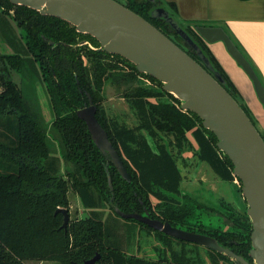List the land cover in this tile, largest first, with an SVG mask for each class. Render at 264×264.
Instances as JSON below:
<instances>
[{
	"label": "trees",
	"instance_id": "1",
	"mask_svg": "<svg viewBox=\"0 0 264 264\" xmlns=\"http://www.w3.org/2000/svg\"><path fill=\"white\" fill-rule=\"evenodd\" d=\"M123 5L202 63L168 23L151 16L153 2L127 0ZM0 14L16 25L21 41L18 44L10 39L12 29L6 19L0 18V42L7 45L8 40L14 49L13 54L0 53V264H24L26 260L82 264L95 254L99 258L93 264H233L223 254L173 239L136 221V225L156 234L166 248L158 252L157 260L127 254L115 240L107 218L100 213V206L106 202L116 217L114 206L125 213L147 211L151 218L212 236L222 246L251 261L249 218L245 214L236 215L224 199H219L215 207L204 206L181 192V175L175 159L158 138L170 136L168 145L176 152L188 147L196 160L205 163L218 179L226 183L236 180L241 186L233 175L232 163L216 148L215 136L194 113L183 111L179 100L165 91L172 102L156 104L149 100L154 94L144 89L123 94L134 113V126L109 118L103 108L96 106V119L130 177L129 182L125 181L99 153L75 111L87 102L86 93L96 105L105 80L120 71H125L121 74L125 82L136 81L138 75L156 79L137 72L132 63L119 55L80 45L88 41L99 47L93 37L77 32L60 18L13 5L9 0H0ZM184 29L255 125L203 41L187 27ZM18 49L23 53H18ZM10 70L32 88L36 81L43 84L50 108L47 122L27 103L26 93L12 80ZM51 144H55L56 151ZM69 188L89 213L84 218H69L63 229L62 215L55 211L68 209ZM152 199L156 201L154 206ZM124 221L127 224L134 220ZM173 243L179 248L175 249Z\"/></svg>",
	"mask_w": 264,
	"mask_h": 264
},
{
	"label": "water",
	"instance_id": "2",
	"mask_svg": "<svg viewBox=\"0 0 264 264\" xmlns=\"http://www.w3.org/2000/svg\"><path fill=\"white\" fill-rule=\"evenodd\" d=\"M42 15L60 18L73 25L77 32L93 37L99 47L86 44L94 50L116 54L132 63L137 72L152 76L162 84L163 91L179 100L183 111L194 113L202 126L216 138V148L225 154L233 166V175L240 181L241 195L246 202V216L251 223L250 250L247 260L222 246L207 234L172 226L149 217L147 211L125 213L114 206V213L123 220L132 219L153 231L176 240L197 244L228 257L233 264H264V140L258 128L238 101L224 88L223 79L200 47L163 7L152 9L153 18L163 19L174 32L196 53L197 62L146 19L116 0H9ZM153 2L154 0H149ZM195 33L207 43L222 42L226 52L251 81L255 94L264 105V88L226 33L219 27L195 26ZM52 44V43H50ZM87 102L75 111L84 121L90 138L99 153L110 162L122 179L130 177L108 136L96 119V105L86 93ZM108 186L111 188L106 170ZM62 215L63 229L69 220L66 208H57ZM99 254L82 264H93Z\"/></svg>",
	"mask_w": 264,
	"mask_h": 264
},
{
	"label": "rangeland",
	"instance_id": "3",
	"mask_svg": "<svg viewBox=\"0 0 264 264\" xmlns=\"http://www.w3.org/2000/svg\"><path fill=\"white\" fill-rule=\"evenodd\" d=\"M12 12L13 11L11 10L9 13L12 14ZM0 15V18L6 19L7 23L12 29V35H10V39L14 42L18 41V44H20L21 41H19V31L16 25L10 20L9 17L2 14ZM2 41H4L3 38ZM17 52L22 54L23 50L18 49ZM0 53H14V49L12 48L10 41L7 40V46L3 42H0ZM88 64L89 63H87V65ZM124 72L120 71L117 73V75L115 74L114 77L105 80L100 91V99L98 100L96 106L103 108L104 112L109 118L115 119L120 123L126 124L127 126L135 125L136 120L134 113L133 111L129 110L126 100L123 97L125 92H129L133 89H144L153 93L154 96H152V98L149 100L156 104L167 101L172 102L170 97L164 93L161 83L147 76L141 75L137 76L136 81L125 82L121 76V74ZM9 73L12 80L16 82V84L26 93L27 96H24L27 103L32 106L36 113L39 112V114L42 115L41 117L43 120L47 122L50 108L43 84L40 81H36V86L32 88L31 86H28L25 79H23L14 70H10ZM258 130L264 137V131H262V129ZM158 138H160L161 141L167 145L168 150L174 157L181 175L180 191L186 193L189 199L195 200V202L204 206L213 207L217 206L219 199H224L230 206L233 207L236 215H246L245 210L247 205L245 199L241 195V186L238 185L236 180L230 183L219 182L220 180L218 181L215 176H211L209 173H207V171L196 160L193 151L188 147H185L181 152H176L174 148L171 147V145H168L169 141L172 139L170 136L158 135ZM51 146L52 149L56 151L55 144H51ZM205 167L208 169V171H210V173L213 174L210 168H208L206 165ZM61 170H63L62 165ZM110 183L112 186L111 178ZM68 200V212L70 219L84 218L89 213V210L84 209L81 206L78 196L71 188L68 189ZM151 202V206L156 204L154 199H152ZM100 207V213L103 214L104 218H107L106 223H108L107 225L111 226L115 240L119 244L120 248L127 254H134L144 258L157 260L158 252L165 251V245L156 234L136 225L135 221H128L129 223L126 224L127 221H124L118 216L116 217L112 213L107 202L102 204ZM212 223L215 222L213 221ZM173 246L175 249L179 248L178 246H175V243H173ZM24 264L58 263L54 261L26 260L24 261Z\"/></svg>",
	"mask_w": 264,
	"mask_h": 264
},
{
	"label": "crops",
	"instance_id": "4",
	"mask_svg": "<svg viewBox=\"0 0 264 264\" xmlns=\"http://www.w3.org/2000/svg\"><path fill=\"white\" fill-rule=\"evenodd\" d=\"M156 1L184 27L221 28L251 66L264 88V0ZM207 47L233 84L239 101L251 113L256 127L264 131V105L258 100L249 78L226 52L222 42L210 43ZM200 165L209 175L215 176L208 171L205 163ZM215 178L220 180L216 176Z\"/></svg>",
	"mask_w": 264,
	"mask_h": 264
},
{
	"label": "flooded vegetation",
	"instance_id": "5",
	"mask_svg": "<svg viewBox=\"0 0 264 264\" xmlns=\"http://www.w3.org/2000/svg\"><path fill=\"white\" fill-rule=\"evenodd\" d=\"M116 1H118L119 3H121V4H126L127 3V0H116ZM153 4L155 5L154 7H153V9L154 8H156V7H160L159 5H158V2L157 1H153ZM187 28L196 36V37H199L196 33H195V31H194V29H192L190 26H187ZM200 38V37H199ZM204 44H205V46L207 47V44L205 43V42H203ZM208 48V47H207ZM198 62V61H197Z\"/></svg>",
	"mask_w": 264,
	"mask_h": 264
},
{
	"label": "built area",
	"instance_id": "6",
	"mask_svg": "<svg viewBox=\"0 0 264 264\" xmlns=\"http://www.w3.org/2000/svg\"><path fill=\"white\" fill-rule=\"evenodd\" d=\"M2 91V87L0 86V92Z\"/></svg>",
	"mask_w": 264,
	"mask_h": 264
}]
</instances>
